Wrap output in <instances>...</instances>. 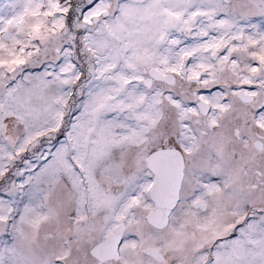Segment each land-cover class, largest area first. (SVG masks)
I'll use <instances>...</instances> for the list:
<instances>
[{
  "label": "snow or ice",
  "instance_id": "obj_1",
  "mask_svg": "<svg viewBox=\"0 0 264 264\" xmlns=\"http://www.w3.org/2000/svg\"><path fill=\"white\" fill-rule=\"evenodd\" d=\"M0 264H264V0H0Z\"/></svg>",
  "mask_w": 264,
  "mask_h": 264
}]
</instances>
